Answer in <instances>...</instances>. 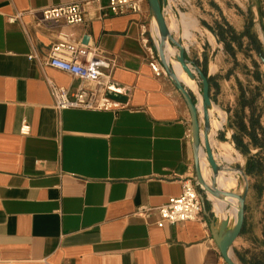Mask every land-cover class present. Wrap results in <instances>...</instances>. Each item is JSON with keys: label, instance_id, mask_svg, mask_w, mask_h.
<instances>
[{"label": "crops", "instance_id": "0c3cea01", "mask_svg": "<svg viewBox=\"0 0 264 264\" xmlns=\"http://www.w3.org/2000/svg\"><path fill=\"white\" fill-rule=\"evenodd\" d=\"M81 1L0 0V264H225L210 227L226 203L218 211L206 199L198 220L163 227L156 209L137 213L178 197L195 177L188 107L144 47L148 0L141 13L90 8L83 25L39 23L37 10ZM61 32L116 59L110 97L123 109L54 107L47 80L70 92L82 80L28 56L47 54Z\"/></svg>", "mask_w": 264, "mask_h": 264}, {"label": "rangeland", "instance_id": "374dc122", "mask_svg": "<svg viewBox=\"0 0 264 264\" xmlns=\"http://www.w3.org/2000/svg\"><path fill=\"white\" fill-rule=\"evenodd\" d=\"M177 4L179 13L194 21L188 31V38L181 31L172 33L176 39L183 38L187 58L206 73H212V119L223 122L222 129L215 136L213 150L216 160L222 166H227L228 162L221 156L224 144L231 149V155L235 159L229 164L246 171L248 157L232 146L229 139H225V135L228 136L226 121L231 117L241 144L247 147L251 145V155L264 164V148L254 146L248 135L252 130V119L256 124L260 144L264 145V63L261 59L264 57V26L261 1L181 0ZM179 13L176 14L178 19ZM176 70L181 72L179 67ZM200 90L201 85L198 83V91ZM238 123L246 127L244 131L237 127ZM208 171L210 172L209 169ZM248 178L251 192L247 227L245 230L243 227L242 233L234 242L233 251L237 257L239 252L248 259L255 257L264 264V166L262 173L248 175ZM243 187L238 179L237 186L231 191L241 193Z\"/></svg>", "mask_w": 264, "mask_h": 264}, {"label": "built area", "instance_id": "2783aa9c", "mask_svg": "<svg viewBox=\"0 0 264 264\" xmlns=\"http://www.w3.org/2000/svg\"><path fill=\"white\" fill-rule=\"evenodd\" d=\"M101 1L86 0L41 8L37 10L40 14L39 23L83 25L86 23V14L90 8H96L101 12L102 17L141 13L144 2L147 0H108L105 6ZM177 1L181 2V0H167L165 13L168 18L173 13H179ZM31 12L35 13L36 11L31 10ZM20 15L17 14L10 20L14 21ZM143 36L145 37L144 47L149 53L150 65L154 73L158 77L167 76L157 56L151 21L149 29L143 33ZM28 58L71 73L82 80L81 85L74 92L47 80L54 99V107L57 110L118 111L124 108L110 97L114 91L113 75L117 65L116 59L102 55L95 47L76 41L72 34L61 32L58 40L51 46L47 54L40 56L38 53L32 52ZM29 132L30 126L24 120L21 133L26 135ZM154 209L160 216L157 222L159 227H163L167 223L177 224L198 220L203 211V200L200 188L197 187L196 178L183 182L182 192L178 197L170 198L167 203L157 208L141 207L137 213L147 216Z\"/></svg>", "mask_w": 264, "mask_h": 264}, {"label": "water", "instance_id": "95a60500", "mask_svg": "<svg viewBox=\"0 0 264 264\" xmlns=\"http://www.w3.org/2000/svg\"><path fill=\"white\" fill-rule=\"evenodd\" d=\"M151 14V23L153 31L159 32V42H156L155 47L161 65L163 66L168 78L171 80L175 88L181 94L186 103L190 117H191V139L194 153L195 178L197 187L200 188L203 203L210 200L209 195L214 198L225 201L227 199L237 200L236 218L226 217L218 222L211 223V234L214 242L217 245L220 255L226 264H244L235 255L233 245L236 239L242 233L245 223L246 200L250 191V183L246 171L234 167V170L239 171L242 176L239 178L244 187L241 193L229 192L222 190L218 186V176L221 171L225 169L224 166L218 163L214 154L213 146L210 139L212 131V111L214 109V102L212 100L210 90L211 83L209 76L198 65L194 64L187 58L186 48L183 44L182 38L176 39L168 26V16L165 13L167 7V0H148ZM177 18V15L173 13ZM173 45L176 48L174 55L176 61L179 62L182 70L193 81L201 85V99H202V113L199 108V98L192 92L180 79L174 66L168 61L166 55L167 45ZM264 63V57L261 58ZM226 130L228 139L232 146H235L233 140V130L230 119L226 121ZM206 154L208 162V169L211 174V183L209 184L203 176L201 167V156ZM230 204V202H228Z\"/></svg>", "mask_w": 264, "mask_h": 264}, {"label": "bare ground", "instance_id": "6f19581e", "mask_svg": "<svg viewBox=\"0 0 264 264\" xmlns=\"http://www.w3.org/2000/svg\"><path fill=\"white\" fill-rule=\"evenodd\" d=\"M192 18L187 17L184 14H181L180 18H176L175 16H172V19L168 20V26L172 31L175 32H179L181 31L183 33V35L188 38L189 36V29L192 25ZM193 26V25H192ZM157 31H153V36H154V40L156 38V42H159V32L158 29L156 28ZM191 30V29H190ZM176 48L173 47L172 45L168 44L167 48H166V55L168 58V61L174 66L175 70L176 67L181 68L180 64L178 61L174 60V55L176 54ZM176 72L178 73L180 79L184 82L185 85L187 86H191V88H194L193 86V80H191L186 73L182 70L181 68V72L179 73L177 70ZM198 86V85H197ZM192 91V90H191ZM194 92V91H192ZM199 92V91H198ZM198 92H194L195 94H197L198 96ZM200 93V92H199ZM199 98V97H198ZM200 104H199V108H200V112L202 113V99H201V94H200V98H199ZM221 114V112H220ZM223 118V116H221ZM221 127V122H217L215 120L212 119V131L210 134V139H211V143L212 146L214 147L215 145V135H216V130ZM221 129V128H220ZM217 130V131H218ZM220 143V142H219ZM222 158L224 159V161H226L227 166L225 167V169L223 171L220 172L217 182H218V186L225 191H229V192H233L231 191V189L234 186H237L238 184V179L242 176V174L239 171L234 170V167L231 166V162H234V157L231 155V149L222 144V153H221ZM224 163V162H223ZM201 167H202V172L204 174V179L210 184L211 183V174L208 171V162L206 160V154L203 153L201 156ZM209 197L214 201V205L215 208L218 211H221L224 203H227V206L225 204L224 209L222 210V215L221 217L218 216L219 218L223 219L226 217H231L233 219L236 218V207H237V200L235 199H227L225 201H221L218 200L216 198H214L213 196L209 195ZM210 199V200H211ZM211 200V201H212ZM228 202H230V204H228ZM214 210V209H213Z\"/></svg>", "mask_w": 264, "mask_h": 264}, {"label": "trees", "instance_id": "16d2710c", "mask_svg": "<svg viewBox=\"0 0 264 264\" xmlns=\"http://www.w3.org/2000/svg\"><path fill=\"white\" fill-rule=\"evenodd\" d=\"M205 73H206V71H205ZM250 125L252 127V130L249 132L248 135L250 136V138L252 140V144L254 146H259V147L261 146L264 148V145L260 144V139L258 137V134L256 133V129H255L256 124H255L254 120H252V119L250 120ZM237 127L242 131H244L246 128L245 126L241 125L240 123L237 124ZM233 140H234L236 149L248 157L247 166H246L247 174L250 176H253V175H258L259 173H262L264 164L261 163L260 161H257L255 159L256 156H250V154H251L250 149L246 145L241 144V142H240V140L236 134L233 135ZM237 255H238V258L244 264H262L261 260H257L255 257H251L248 259V258H246L245 255H243L239 252H237Z\"/></svg>", "mask_w": 264, "mask_h": 264}]
</instances>
